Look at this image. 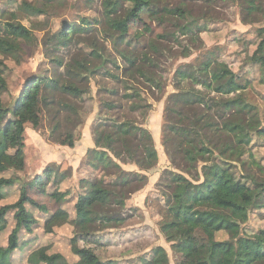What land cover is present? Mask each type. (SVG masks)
I'll return each mask as SVG.
<instances>
[{"label":"rangeland","instance_id":"rangeland-1","mask_svg":"<svg viewBox=\"0 0 264 264\" xmlns=\"http://www.w3.org/2000/svg\"><path fill=\"white\" fill-rule=\"evenodd\" d=\"M38 1L0 0V27L10 19L11 14L20 13V22L30 29L35 37L31 44L19 42L21 51L13 56L0 55L5 64L4 77L8 86V92L2 96V100L7 106H12L33 77L69 81L67 64L82 59L89 61V71L84 73L85 78L78 85L86 93L83 99L56 90H47L44 93L40 127L34 129L31 124L26 125L25 170L21 172L9 170L0 174V177L16 181L14 187L7 189L8 197L0 202V207L13 204L19 197L20 188L31 184L30 196L39 204L47 206L51 212L57 211L61 206L49 195L56 190L55 176L48 185V195H40L31 182L36 176H42L46 169L52 168L59 178L58 189L69 193L65 208L70 213L72 221L55 228L52 234H47L44 230L47 215L38 213L34 207L29 206V210L36 213L39 225L33 235L21 231V245L24 241L27 242H24L26 245L21 246L10 261L5 262L7 258H0L4 259L2 264H36L37 257L33 259V263L29 262V257L33 252L46 246L50 248V254L63 255L65 261L62 264H78L79 257L76 252L87 245L103 262L112 261L115 264H143V259H151L152 252L157 247L165 248L169 264L203 262L209 254L211 243L202 229L196 231L191 242L170 243L161 232L164 211L172 204L174 198L182 193L181 189L172 186L170 172L187 177L182 169L173 164L167 149V147L170 149V145L164 144L166 133L169 131L168 115L165 114L166 104L168 97L177 92L175 74L178 68L200 62L208 51L215 49L219 59L226 62L243 83L247 84L246 98L258 109L261 127L253 136L251 148L256 159L264 166V83L259 66L250 62V57L260 43L257 31L264 28V16L256 23H244L237 0L167 1L162 6V10L169 15L167 20L152 18L148 10H144L130 24V32L122 49L141 53L148 49L152 40L158 39V50L149 53V60L142 64L144 76L136 75L135 79H132L125 75L127 64L115 52L108 39L107 29L101 23L99 25V22L103 21V0L92 2L54 0L49 4L44 2L48 4L46 7L48 19L45 15L24 12L23 8L19 10L23 3L37 6ZM180 5L187 6L190 10L184 19L177 16ZM261 7L264 10V3ZM207 13L210 19L202 21L200 18ZM83 20L88 22L87 25H84ZM194 20L198 21L196 25H200L204 30L207 28V31L200 29L201 31L188 33L182 28ZM66 24L86 26L89 29L88 32L77 35L69 48L56 49L51 39ZM98 49L103 58L93 56V51ZM54 60L63 61V67ZM107 71L120 76V80L109 77ZM126 82L129 85H126ZM128 86L139 88L149 107L137 113L131 112V103L124 97ZM71 106L74 110L68 108ZM114 121H131L136 126L148 130L154 139L159 161L150 171L143 172L147 176L145 184H135L130 188L125 208L120 210L115 207V210H118L116 213L126 218L122 226L105 227L97 231L88 244L82 240L75 243L72 242L76 232L74 205L79 195L83 193L81 181L104 177L107 183H111L121 174L113 168L110 174L105 175L102 171H93L87 164L91 150H106L98 148L96 140ZM65 136H70L74 140L75 147L59 143ZM109 153L122 171L142 172L129 159L127 161L116 159L113 152ZM124 158L127 159L125 155ZM240 174L243 172L240 171ZM260 192L254 189L243 196L255 202ZM194 213L206 223L214 225L218 223V218L213 216L214 213L208 205H198ZM14 227V217L10 213L0 224L2 246L8 244V237ZM260 231H264V208H253L250 220L243 229V235L252 236L264 243V237L259 235ZM215 239L223 242L230 240V236L222 231L216 234ZM257 264H264V260Z\"/></svg>","mask_w":264,"mask_h":264},{"label":"trees","instance_id":"trees-1","mask_svg":"<svg viewBox=\"0 0 264 264\" xmlns=\"http://www.w3.org/2000/svg\"><path fill=\"white\" fill-rule=\"evenodd\" d=\"M53 1L39 0L37 6L23 3L19 10L23 8L24 12L45 15L48 19L46 7ZM167 1L172 0H103V21L99 25L101 23L107 29L108 39L115 52L127 64L124 71L129 78L144 76L142 64L149 60V53L158 50V39L152 40L148 49L141 53L123 50L130 24L144 10H148L152 18L167 20L169 15L162 10L163 3ZM237 1L244 23H256L264 16L261 7L264 0ZM187 9V6L180 5L177 16L181 19L187 17L190 13ZM19 15L20 13L11 14L10 19L0 27V55L13 56L21 51L19 42L31 44L35 40L34 33L20 22ZM200 19L207 21L210 16L207 13ZM197 22L194 20L182 28L188 33L204 30L196 25ZM83 23L87 25L88 22L83 20ZM84 27L86 26L66 24L52 37L51 42L54 41L56 49L69 48L77 35L88 32L89 28ZM257 33L260 43L250 57V62L259 66L264 83V28L258 29ZM99 52L100 49L92 54L96 58H103ZM54 61L63 67V61ZM88 65L87 59L68 63L67 73L70 76L66 82L33 77L14 104L7 106L2 100V96L8 92L4 77L5 64L0 59V174L9 170H25L26 125L31 124L34 129L40 127L41 108L47 90H56L83 99L86 92L78 84L84 80V73L89 71ZM107 75L114 80H120V76L110 71H107ZM126 85H129L128 82ZM175 87L177 92L168 97L165 109L169 131L164 144L170 145V149H167L173 164L182 169L187 177L170 172L172 186L181 189L182 193L164 211L161 232L170 243L191 242L196 231L202 229L208 235L211 248L206 259L199 264H257L264 260V243L252 236L243 235V229L250 220L251 210L264 208V166L256 159L251 148L253 136L259 132L261 122L257 107L246 98L247 84L243 83L226 62L219 59L218 52L214 49L208 51L200 62L179 67L175 74ZM124 97L131 103V112H140L148 106L140 89L135 86H128ZM68 108L74 110L72 106ZM106 128L108 130L102 132L96 140L97 147L106 150H91L87 164L93 171H102L105 175L110 174L113 168L121 174L111 183H107L104 177L81 181L83 193L74 205L76 232L72 242L75 243L82 240L88 244L97 231L105 227L122 226L126 218L119 216L115 207L125 208L130 188L135 184H145L147 176L143 172L150 171L159 161L154 139L148 130L131 121H114ZM59 143L75 147L70 136L60 139ZM109 152H113L116 159H129L142 172L122 171ZM53 177L56 190L49 195L61 206L57 211L51 212L47 206L39 204L30 196L31 184L20 188L19 197L13 204L0 207V224L10 213L15 221L8 244H0V258H7L5 262L10 261L21 246L26 245V241L21 245V231L33 235L39 225L36 213L29 210V206L34 207L38 213L47 215L44 224L47 234H52L55 228L71 220V215L65 208L69 193L58 189L59 178L52 168L46 169L42 176H36L31 182L40 195H48V185ZM15 185V180L0 177V202L7 199V189ZM254 189L261 191L255 202L243 196ZM200 204L208 205L212 209L213 216L218 218L217 224L206 223L205 220L197 218L194 210ZM0 230L2 231L1 228ZM222 231L229 234L230 240L222 242L215 239L216 234ZM259 235L264 237V231H260ZM49 250L48 246L38 249L31 254L29 262L33 263L35 257L39 264H62L65 261L63 255L50 254ZM152 253V258L143 259V264H169L165 248L157 247ZM76 255L79 257L78 264H115L112 261L103 262L88 245L79 249ZM4 259H0V264Z\"/></svg>","mask_w":264,"mask_h":264}]
</instances>
